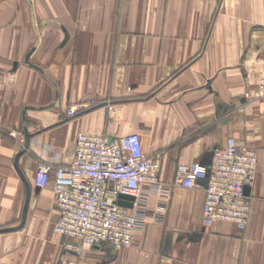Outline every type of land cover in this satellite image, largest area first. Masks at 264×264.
Here are the masks:
<instances>
[{
  "label": "crops",
  "instance_id": "0c3cea01",
  "mask_svg": "<svg viewBox=\"0 0 264 264\" xmlns=\"http://www.w3.org/2000/svg\"><path fill=\"white\" fill-rule=\"evenodd\" d=\"M262 76L264 0H0V230L21 224L31 190L24 227L0 233V264L75 258L52 185L35 178L40 162L69 163L82 132L136 133L162 164L139 213L163 223L130 248L87 249L85 264H264V98H245ZM230 138L258 155L244 231L204 225L206 186L177 184Z\"/></svg>",
  "mask_w": 264,
  "mask_h": 264
},
{
  "label": "built area",
  "instance_id": "2783aa9c",
  "mask_svg": "<svg viewBox=\"0 0 264 264\" xmlns=\"http://www.w3.org/2000/svg\"><path fill=\"white\" fill-rule=\"evenodd\" d=\"M245 98H264V76L258 88L247 92ZM89 107L71 106L67 116L73 118ZM257 168L256 151L230 138L225 147L215 150L209 166L199 162L181 165L177 184L190 189L208 179L203 224L227 222L244 231L251 209L246 188L255 182ZM161 169L159 155L147 154L136 133L114 137L82 132L69 163L40 162L35 186L44 189L52 185L59 211L54 231L67 238L64 247L75 255L66 264H85V251L96 246L130 248L142 225L162 224L158 214L139 213L144 187L160 188ZM120 200L131 203L132 208L120 205Z\"/></svg>",
  "mask_w": 264,
  "mask_h": 264
},
{
  "label": "water",
  "instance_id": "95a60500",
  "mask_svg": "<svg viewBox=\"0 0 264 264\" xmlns=\"http://www.w3.org/2000/svg\"><path fill=\"white\" fill-rule=\"evenodd\" d=\"M200 183H202L205 186H207L208 185V179L201 180ZM27 187H28V189H27V203H26V207H25V211H24V214H23V218H22L21 224L18 227L9 228V229H2V230H0V233L8 232V231H16V230H19V229L24 227V225L26 223L27 209H28V204H29L30 195H31V190H30L29 186H27ZM246 191H247V188H246ZM247 194H248V192H247ZM121 198H126V199H132L133 200V198L127 197V196H121ZM119 204L124 206V207H127V208H132V204L129 203V202H125V201L120 200Z\"/></svg>",
  "mask_w": 264,
  "mask_h": 264
}]
</instances>
